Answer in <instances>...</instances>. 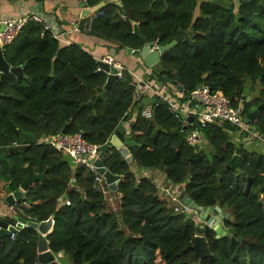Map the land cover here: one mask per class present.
<instances>
[{"label": "trees", "instance_id": "obj_1", "mask_svg": "<svg viewBox=\"0 0 264 264\" xmlns=\"http://www.w3.org/2000/svg\"><path fill=\"white\" fill-rule=\"evenodd\" d=\"M100 1L86 0V5ZM151 2L106 4L98 10H104L100 16L84 19L82 28L111 42L116 53L140 49L144 42L166 45L183 31L185 39L149 68L163 84L179 77L184 94L172 96L185 102V95L204 84L232 106L244 95V114L264 102V0ZM133 23L139 24L142 39L132 33ZM2 53L11 66L28 62L20 79L0 72V200L6 185L19 189L28 167L43 174L14 207L25 220L53 217L48 248L55 255L62 252L65 264H264V152L234 141L239 134L235 127L206 124L199 130L206 144H188L191 127L183 130L166 103L154 107L152 118L141 116L142 107L156 98L144 93L135 100L133 77L125 68L104 91L107 73L97 71L95 57L78 43H59L33 20ZM249 123L264 135V112ZM120 124L125 138L141 145L129 148L131 163L161 169L196 205H218L229 213L223 224L235 234L216 238L213 229L204 231L192 217L174 213L152 178L138 177L114 147L106 151L103 164L120 176L116 191L37 140L62 131L103 145ZM234 154L241 156L240 171L227 168ZM105 193L117 195L115 210L108 209ZM196 233L204 235L210 251L198 262L192 248ZM38 236L29 226L20 230L18 240L0 239V264H35Z\"/></svg>", "mask_w": 264, "mask_h": 264}, {"label": "built area", "instance_id": "obj_2", "mask_svg": "<svg viewBox=\"0 0 264 264\" xmlns=\"http://www.w3.org/2000/svg\"><path fill=\"white\" fill-rule=\"evenodd\" d=\"M83 4L86 5V0H83ZM97 11H95L89 18L90 22L100 16L104 10ZM28 20H33L36 23L42 24L44 30L50 31L53 37L56 38L58 36L54 31V27L49 24L50 20H53V18L49 19L45 15L22 12V14L18 17L0 19V25L3 24V30L0 31V49L9 44L17 36L22 26ZM159 46L160 45L157 41H154L151 49H158ZM102 60L112 64L117 69L118 78L121 77L123 68L119 63H116V61L111 57H106ZM132 77L134 81V94L140 90H145L146 92L149 91L151 95L156 98V102L154 104L149 103L142 107L140 111L141 116L146 119L152 118L154 107L160 103H166L169 111L175 115L182 127L185 129L191 127L186 135V141L188 144L192 146L200 145L202 136L199 130L206 124H221L222 122H228L230 125L235 127L237 132L245 133L264 145V135L257 133L250 123H246L243 120L245 116L242 111L244 95L240 96L236 106H232L229 103V100L221 92L216 91L214 93H210L208 86L203 84L197 86L188 95H185V102H180L177 97L172 96L170 93H166L164 90H160L158 87L152 86V84L145 79L133 75ZM176 92L178 96H182L184 94L182 85L181 90H177ZM192 95L196 96L200 102H191L193 101ZM189 116L193 117V120L198 121L199 129L194 126L193 122L187 121ZM37 140L38 143L49 145L56 151L62 153L70 160L73 166L80 165L86 167L89 171L95 174V181L97 183L100 184L102 180H104L102 175L98 172L97 166L94 164V161L98 158L101 145L88 143L81 133L69 134L60 131L54 134H45L40 136ZM161 191L163 192L161 198L170 204L174 213L188 215L192 217L196 223H199L195 210L191 209L189 205L182 201L179 195L182 191L180 185L162 188ZM60 201H64L67 205L69 204V202L64 200L62 197L60 198ZM15 204L10 206V210L14 214H16V208L14 207ZM22 205L25 206V204ZM26 220L28 221L29 219ZM201 224L202 227H204L202 222ZM23 227L29 226L27 223H23ZM197 235L204 237L202 233H196L194 237ZM10 238L13 240L15 238V234L12 233Z\"/></svg>", "mask_w": 264, "mask_h": 264}, {"label": "water", "instance_id": "obj_3", "mask_svg": "<svg viewBox=\"0 0 264 264\" xmlns=\"http://www.w3.org/2000/svg\"><path fill=\"white\" fill-rule=\"evenodd\" d=\"M155 1L157 0H152L151 4ZM109 3H116L118 5H121V0H101L95 6L86 7L85 9H83V12H86V14L89 15L91 12L97 11ZM1 30H3V24L0 25V31ZM132 33L142 39L138 23L132 24ZM185 37L186 33L183 31H179L173 41L166 45H160L158 49H151L153 46V42H144L143 46L140 49L125 48V50L129 53L132 52L134 55L139 56L146 67H152L160 60L161 55L165 51L171 49L176 43L182 42ZM27 62L28 60H25L18 66H11L5 61L2 49H0V72L2 74L9 72L20 79L23 76V69L27 65ZM96 63L97 71H104L107 73V78L104 83L103 90H108L111 84L118 79L117 69L112 64H109L102 59H97ZM164 79L167 81V77L164 76ZM170 83L176 86L177 90H181L180 79L177 75L170 81ZM192 98L194 101L200 102V100L196 98V96L192 95ZM247 100H249V97H247ZM263 112L264 102L260 103L255 109L247 112L243 120L244 122L249 123L250 121L256 120ZM187 121L193 122L194 126L199 129L198 121L193 120V117L189 116L187 118ZM183 130H185V128ZM124 132L125 129L123 125H118L114 133L110 136L109 142L100 146L98 158L94 161V164L98 168V172L102 175L104 182L112 191H116L120 182V176L111 173L104 166L103 158L106 151H108L110 147L116 148L124 157V159L130 164L132 162V156L129 154V148L133 146H141L140 144H135L132 140H127L124 136ZM240 162L241 156L238 154H234L228 161L227 168L231 167L236 171H240ZM43 176V174L33 173L30 167H28V174L22 181L18 190L11 191L8 185L5 186L6 195L4 197V202L8 206H11L21 200L25 201L26 197L24 196V192L26 191L27 186L33 181L42 179ZM182 201L189 205L191 209L195 210L198 219L203 223L204 231L213 229L216 233V238H220L223 236L231 237L235 234L233 228L224 226L223 220L229 218V213L222 210L218 205L199 206L196 205L195 202L187 195L183 196ZM12 218L17 221L15 224L7 222L2 216H0V239L10 237V235L14 233L15 240H18L19 232L23 228V223H27L28 226L35 228L39 234L37 242V259L35 264H60L56 260L55 254L48 248V241L46 239V236L51 232L49 230L53 228V217H49L48 219L39 222L31 220L27 221L22 217H19L18 215H14ZM238 240H240V238H238ZM192 248L193 259L195 262L208 257L210 254L207 243L204 237L201 235H197L194 237ZM61 255H63L62 252L58 256Z\"/></svg>", "mask_w": 264, "mask_h": 264}, {"label": "crops", "instance_id": "obj_4", "mask_svg": "<svg viewBox=\"0 0 264 264\" xmlns=\"http://www.w3.org/2000/svg\"><path fill=\"white\" fill-rule=\"evenodd\" d=\"M86 7L90 6L84 5L83 0H0V19L18 17L22 14V12L45 15L49 19L53 18V20H50L49 24L54 27V31L56 35H58L56 39L59 41V43H78L85 50L90 52L96 60L111 57L130 74L145 79L150 84H152V86L158 87L160 90H164L166 93L170 94L177 91L176 86L175 88L170 86L172 85L171 83H168V86L162 84L159 86L158 81L151 76L149 70L150 67H146L139 56L134 55L132 52L129 53L125 49L116 53L113 50L111 42H107L98 36L88 34L86 32L87 28H82L84 27L83 24L85 23L83 20L89 19L95 11L87 15L86 12H83V9ZM144 93L151 95L149 91L146 92L145 90H140L139 92L135 93L134 99L137 100L138 97ZM191 102L195 101L193 100ZM135 113L136 111L133 112L132 118ZM127 124L128 122L125 123V125ZM233 139L234 141L243 143L246 148L264 152V145L254 140L251 136L239 133L234 136ZM132 165V170L138 177L145 175L152 178L159 189L160 197L163 195V192L161 191L162 188L174 186L165 178L161 169L146 170L139 169L134 163ZM105 194L107 197L108 209L115 210L117 208L118 201L117 195L108 193ZM179 195L181 199L184 196H182V191L179 193ZM26 207L29 208L30 206ZM14 215L16 214L11 212L10 206L4 202V198L1 199L0 216H2L7 222L15 224L17 221L12 218ZM51 230L52 228L49 231ZM58 255H55V257L59 262L58 258L60 256Z\"/></svg>", "mask_w": 264, "mask_h": 264}, {"label": "rangeland", "instance_id": "obj_5", "mask_svg": "<svg viewBox=\"0 0 264 264\" xmlns=\"http://www.w3.org/2000/svg\"><path fill=\"white\" fill-rule=\"evenodd\" d=\"M228 2H229V0H227ZM233 1V3H237V0H232ZM167 85L168 86V84H163V83H161V82H158V85L160 86V85ZM203 144V145H205L206 143H205V141L203 140V139H201V142H200V144ZM134 163V162H133ZM132 163V164H133ZM131 164V165H132ZM135 164V163H134ZM136 165V164H135ZM132 168H133V165L131 166ZM167 203V202H166ZM168 205H169V207H170V204L169 203H167ZM199 223H201V221L199 220ZM58 260H59V262H62L63 264H65L66 262H68L67 261V258L66 257H63V258H58ZM61 263V264H62Z\"/></svg>", "mask_w": 264, "mask_h": 264}]
</instances>
